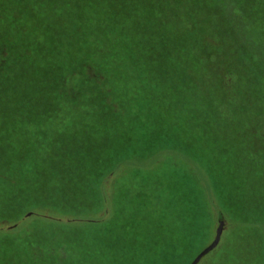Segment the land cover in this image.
Returning <instances> with one entry per match:
<instances>
[{
  "label": "trees",
  "instance_id": "16d2710c",
  "mask_svg": "<svg viewBox=\"0 0 264 264\" xmlns=\"http://www.w3.org/2000/svg\"><path fill=\"white\" fill-rule=\"evenodd\" d=\"M221 2L233 8L231 0ZM203 6L202 0H0V44L9 42L6 32L10 19L28 14L29 19L22 18L17 28L40 29L37 33L30 31L31 35H42L41 39L49 42L48 50L54 54L64 56L74 52L76 57H82L77 65L79 70L97 72L109 68L105 67L108 62H116L117 67L128 72L124 73L125 81L117 83V78L113 76L116 79L112 81L110 75L88 76L89 80L81 85V96L69 94L70 100L59 102L58 107L46 113L42 110V96L51 85L52 93L68 94L65 78L58 72L64 67L50 65L49 60H28L23 54L13 57L6 53L3 60L0 58V123L14 117L12 123L17 122L19 128L0 131V144L8 150L0 151V220L15 223L0 229H17L24 219L37 218L21 229L17 239L9 236L12 240L6 241L4 237L6 247L1 250L0 264H12L11 255L15 258L20 253L15 250L18 237L30 242L28 248L35 247L51 256L52 264L114 262L123 253L110 254L108 259L105 257L108 254L98 257L95 251L105 244V231L117 234L119 230L121 233L126 230L128 235L140 234L144 246L137 254L144 257L143 264H186L196 255L194 244L201 236L208 238L221 216L226 230L202 263L264 264V90L257 89L254 80L256 73L264 75V65L253 62L257 57L258 63H264V41L262 35L256 38L248 30L243 36L238 35V42L216 40L210 30L215 27V20H222L225 9L217 3L213 10L204 13ZM123 33L128 34L124 40ZM247 33L249 39L240 41ZM213 54L225 58L216 76L209 80L210 104L204 107L203 114L211 127L206 134L208 138L202 134V147L212 157L210 164L204 165L209 171L210 165L217 167L219 184L216 179L209 180L196 162L191 163L189 148L170 136L169 128L166 132L158 130L157 134L141 130L137 133V123L130 120V128H114L107 142L97 150L70 151L62 147L60 137L74 138L84 125L86 106L82 104L91 99L87 98L89 95L93 96L90 105L96 117L108 89L122 85L127 105L134 112L140 109L144 94L132 67L135 58H155L167 64L189 55L195 60L202 56V61L207 60L204 68L207 73L212 69ZM178 67V74L190 73L192 67L198 69L197 65L188 68L187 64H178ZM11 134L16 138L15 147L25 143L24 156L15 159L17 155L10 151ZM41 136L42 141L38 140ZM162 154L170 157L165 163L172 166L173 160L181 156L179 169L187 172L190 168L198 176L200 185L173 184L187 188L189 198H185V193V197L176 194L171 184H159L158 187L167 188L159 193L149 192L147 187L136 191L124 184L109 187L116 175H125L131 181L150 180L146 169ZM49 159L55 160L48 166L56 175L64 174L78 183L63 187L56 204L37 200L35 189L26 185L33 183L34 175ZM8 171L19 179L16 196H25L23 202L11 201L13 190L6 183ZM176 176L180 178L182 173ZM190 179L194 180L193 176ZM200 196H205V203H200ZM168 217L169 220L163 219ZM78 221L92 223L83 229L73 225ZM140 223L142 229L151 228L154 234L147 236L139 228L131 233ZM170 230L175 235L167 238L165 233ZM51 238L52 242H46Z\"/></svg>",
  "mask_w": 264,
  "mask_h": 264
},
{
  "label": "rangeland",
  "instance_id": "374dc122",
  "mask_svg": "<svg viewBox=\"0 0 264 264\" xmlns=\"http://www.w3.org/2000/svg\"><path fill=\"white\" fill-rule=\"evenodd\" d=\"M231 2L233 4V8H231L229 4H223L221 0H202V6L204 4H206L207 6H203V12L205 10H210V8H212L211 10H213L217 3L220 4V6L222 5L225 9V14L222 16V20L221 18L217 19V21L215 20V27L212 26L213 31L210 30L211 33L214 34V38L218 41L221 40L223 43L225 41V43L230 44L238 42V35L243 36V34L248 30V32H250V34L254 35L256 38L257 36L262 35L261 40L264 41V0H231ZM227 12L228 14H226ZM205 16L206 18L208 17L207 13ZM24 17L26 19H29L30 16L28 14H23L16 18L10 19L12 21L9 29L6 32L9 42L7 45L0 44V58L2 59L3 55H5L6 53H9L13 57L18 56V54H23L28 60H49L48 62L51 61L50 65L57 64L60 67H64L61 69V71L58 72L65 78V93L68 94L58 95L57 93H52L49 90L52 87L51 85V87H49L46 93L42 96V102L44 105V107H42V110H44L43 112L47 113L52 108L58 107V104L61 101L66 102L70 100V98L72 97L69 94L75 93L76 95L81 96L83 91L81 85L89 80V77L93 76V74H98L102 77L104 75L105 77H108L110 75L112 76V81L117 78L116 83L125 81V77L127 76H125L124 73L127 74L128 72L124 71L123 67H117L116 65L119 63L116 62L113 64L108 62L105 67L109 68L99 71L96 70L97 72L94 71L95 69L89 70L84 68L83 70H79L77 65L79 64L78 61L82 57H76L74 52H71L68 55L64 56H60V54L58 53L54 54V51L48 50V47L50 45L49 42L45 43L44 40L41 39L42 35L41 37H35L34 35H31L32 32L30 31L35 29H29L27 27L24 28V30H19L17 26ZM36 23L37 21H34L32 24L35 25ZM228 27L230 31L227 29ZM35 31L36 33L37 31L40 32V29H37ZM124 34L125 36H123ZM123 35V40L128 37V34L126 33H123ZM248 39L249 35L247 33V35L243 37V39L241 38L240 41ZM189 56L191 57L192 55ZM190 57H185L184 59L181 57L179 58V60L172 59L169 60V63L167 64L158 62V60H155V58H135L133 60L134 63L132 64V67H134L137 72L136 74L140 79V85L142 86V92L144 94L142 100L140 101V109H137V112H134V110L127 105L128 98L125 94L126 90L124 92L122 85V87L118 89H108V93L105 94L106 96L101 99V102L99 103V105L101 104L100 108L97 109L100 115L99 117H96L93 113L94 110H92L90 105L93 104L90 103V100H93V96L89 95L87 98L91 99H87L88 101H85L82 104L86 106L84 107L86 113L83 114L84 125L81 126L80 132L74 138L60 137L62 147L70 151H74L75 148L76 150L79 148H83L85 149V151L90 149L97 150L99 149V146L104 145L105 142H107V139L114 128H117L118 126L130 128V120L133 123H137L135 125L137 133L141 130L142 132L154 131L155 134H157L158 130L166 132L169 128L170 133H172L170 134V136L177 137V139L181 143H184L189 148L191 163L196 162L201 167L204 175L209 180L216 179V183L219 184L217 167L214 164L210 165L211 170L209 171L208 168L204 165V163H206L207 165L210 164L212 157H210V153H208L206 149L202 147V134L204 135L205 139L208 138L206 134H209L208 131L211 127V124H206V117L203 114V109L205 106L210 104V97L208 95L209 80L211 79V77L216 76L217 70L221 69L223 65L222 62L225 57H222V55L213 54V62H210V67L212 69L211 71H207L208 74L206 73V71H204L205 64L207 63V60L205 58L204 61H202V56L197 57L196 60L193 59V56L191 58ZM253 62L254 64H258L261 66L264 65V63H258L257 57ZM178 64H187L188 68L197 65L198 69L197 71H195L192 67L190 69V73L189 71H182L178 74ZM112 65L116 67H113ZM170 65L172 67H170ZM64 73L66 74L64 75ZM189 74H191L192 77V79L190 80ZM256 74L257 75L254 78L255 82L257 83L256 87L259 90H264V75H261L260 73ZM113 76L116 78H113ZM50 79L51 81L53 80L52 77H50ZM82 98L83 100L86 99L83 97V95ZM84 108H82L83 111ZM137 115L139 116L136 117ZM14 120V117L10 116L7 117L6 120H3L6 123H10L9 126L4 125L6 123L1 121L0 131L5 129H11L12 131L17 129L18 131V123H12L14 122ZM14 136V134L10 135V139L11 141H13L11 147L8 148L10 149V151L15 152V154L17 155L15 157L16 159L19 156H24V154L26 153V145L25 143H21V145L15 147V144L13 142L16 138H14ZM42 139L43 137L41 136L38 140L42 141ZM5 146L6 145L0 144V151H8ZM15 148H18V150ZM179 152L187 154L181 150H179ZM168 157L169 156H165L163 154L159 155L157 160L151 163V165H148L150 167H148L146 170L150 172L148 173L151 177V179L148 181L144 179L131 181L125 179L127 177H125V175H116L115 180L109 182L108 184H114L113 186L116 187L118 186L115 184H124V187L135 188L136 191L147 187V190L153 193L164 192L165 190H167V188L165 187H158L159 184H171V186H173V184H199V179L197 178L198 176H196L193 170L187 168V172H184L183 170L179 169V166L181 165V156L173 160V166L169 163H165L168 162ZM54 161L55 160L52 161V159H49L45 163V165L36 172L37 175H34L36 176V178L35 180H32L33 183L26 184L35 189L34 192L36 194L35 196H37V200L46 204L58 203L61 198L60 195L62 194L63 187H66L70 184H78L74 180L72 182L71 179H69L66 175H56L55 170L49 169L50 167L48 166V163H55ZM174 165H176L177 169L174 167ZM8 172L10 173H7L8 175L6 179L8 182L6 183L11 184L13 191H11L10 197L12 203L16 204L17 202L24 200L25 196H16L17 192L15 188L19 179L12 171ZM167 172H169L168 177L164 176V174H166ZM181 173L182 176L178 178L176 174L181 175ZM192 176L194 180H188ZM172 189L176 194H181L184 196L183 193H185V198H189V196H191L190 191L187 188L178 186ZM160 196L164 195L160 194ZM214 199L217 200L216 195ZM199 201L200 203H205V196H200ZM148 208L149 207H146L144 209L148 210ZM12 215L15 218V214ZM36 221L37 218H27L24 219L22 223H20L17 229H13L10 231L0 229V255L2 254L1 250L6 247V244L4 243L5 238L6 241H11L12 238L10 237H15V239H17V236L21 234L20 231L21 229H23V227H26L27 225H30ZM223 222H225V219H223ZM14 224L15 223L7 220H0V226L10 227ZM73 225L82 227L83 229H87V227H90L85 221H78ZM129 227L132 228L133 225H129ZM129 227L127 228L130 229ZM138 228L139 231H142V233L145 232L147 236L150 234H154V230L151 228L149 229L147 227H144V229H142L141 223L139 227L132 228L131 233L133 232L132 230L135 231ZM134 233L130 234V241L124 237V242H122L121 245L120 242L119 244H117L118 251H120L121 253L123 252L122 257L119 259V264H143L144 257L141 256L140 253L137 254V251L135 252L137 247L136 242L139 240L136 239V235H134ZM139 236L140 234H138L137 237ZM203 239L202 245L205 242V237ZM52 240V238L47 239L46 242H52ZM118 240L120 241V238H118ZM107 243H110L109 237L107 238ZM29 244L30 242L23 241L18 237L15 250H20V253H16L17 256L15 258H13L11 255V262L16 263V261H18L19 264H52L51 256L44 255L41 250H37L35 247L34 249L28 248L31 246ZM199 244L200 242L197 241L194 245L198 246ZM122 245H124V247H122ZM143 246L144 244L142 245V247ZM203 248L204 247H202V250ZM103 254V248H100V250H98L97 252L98 257H102ZM201 262L202 260L200 261V263Z\"/></svg>",
  "mask_w": 264,
  "mask_h": 264
},
{
  "label": "crops",
  "instance_id": "0c3cea01",
  "mask_svg": "<svg viewBox=\"0 0 264 264\" xmlns=\"http://www.w3.org/2000/svg\"><path fill=\"white\" fill-rule=\"evenodd\" d=\"M109 185V187H112L114 184H108ZM116 185V184H115ZM163 219H166V220H169L170 218L168 217V218H163ZM90 223H92V221H88L87 222V224L88 225H90ZM225 224H226V222H223V217L221 216L220 217V219H218V221H217V223H215L213 226H212V228L210 229V232H209V235H208V238H206L205 239V242H204V244L202 245V236H201V238H199V242H200V244L198 245V246H196V245H194L195 247H197L195 250H194V252L196 253V254H198V253H200V252H202V247H204L203 249H205L206 247H208L209 245H211L212 243H213V241H214V239H215V237H216V234H217V229L219 228V226L221 225V227H222V229H221V234H220V237H219V239H218V242L210 249V250H208L203 256H201L200 257V259L197 261V263L196 264H199L200 263V261L202 260V258L207 254V253H209L210 251H212V249H214L215 247H217V245L219 244V242H220V240L222 239V236H223V234H224V232H225V230H226V227H225ZM214 229V230H213ZM212 231H213V234H212ZM88 233H89V231H88ZM105 235H104V242H105V244H103V246H102V248H103V251H104V253H106V254H108V255H106L105 257L107 258L108 256H111L110 254H113V253H118V254H121V252L120 251H118V246H117V244H119V242H120V245L122 244V242H124V237L127 239V240H129V236L130 235H128V234H126L127 232H126V230H124V232H122L121 233V230H119V232L117 233V234H113V233H111V232H109V231H105ZM165 234H167L166 235V237L167 238H169V235H172V236H174L175 234H174V231L173 230H170V231H167ZM88 236H90V234H87ZM109 237V241H110V243H107V238ZM118 238H120V241L118 240ZM136 239L137 240H139V241H137L136 242V244H137V247H136V250H135V252L137 251H140L141 249V247H142V239L140 238V237H137L136 236ZM204 240V239H203ZM130 241V240H129ZM109 245H110V247H109ZM122 247H124V245H122ZM130 249V248H129ZM124 250H126V249H124ZM123 250V251H124ZM87 251L89 252V249H87ZM96 253L98 252L97 250L95 251ZM133 252V251H132ZM136 252V253H137ZM90 253V252H89ZM123 253V252H122ZM196 256V255H195ZM194 256V257H195ZM193 257V258H194ZM110 257H108V259H109ZM121 257H120V255L118 256V258H114L115 260H114V262H111V261H108V263H106V264H119V259H120ZM193 258L188 262V263H186V264H190V262L193 260ZM77 259H78V256H77ZM111 262V263H110ZM202 263V262H201ZM200 263V264H201Z\"/></svg>",
  "mask_w": 264,
  "mask_h": 264
},
{
  "label": "water",
  "instance_id": "95a60500",
  "mask_svg": "<svg viewBox=\"0 0 264 264\" xmlns=\"http://www.w3.org/2000/svg\"><path fill=\"white\" fill-rule=\"evenodd\" d=\"M221 225L219 226V228L217 229V234H216V237L213 241V243L211 245H209L208 247H206L205 249L202 250V252L198 253L194 258L193 260L190 262V264H196L197 261L200 259L201 256H203L208 250H210L217 242H218V239L220 237V234H221Z\"/></svg>",
  "mask_w": 264,
  "mask_h": 264
}]
</instances>
